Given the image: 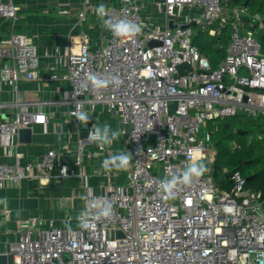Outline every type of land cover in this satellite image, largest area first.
Listing matches in <instances>:
<instances>
[{"label": "built area", "instance_id": "1", "mask_svg": "<svg viewBox=\"0 0 264 264\" xmlns=\"http://www.w3.org/2000/svg\"><path fill=\"white\" fill-rule=\"evenodd\" d=\"M231 1L155 0L161 24L143 16V0H116L104 5L103 16L95 8L106 30L103 43L92 48L82 33L77 49L69 44L59 71L52 67L46 78L69 84L67 98L59 103L69 107L76 124L86 106H103L118 118L127 139L123 152L131 159L112 178L124 173L123 183H106L96 194L88 190L83 156L101 154L103 162L111 152L89 139L93 124L77 139L72 164L63 163L56 149L32 162H21L18 153L0 162V188L57 172L59 178H80L86 189L85 207L78 213H65L59 221L21 219L16 239L1 252L10 254L11 262L3 264H264V193L245 187L238 169L228 179L230 187L220 189L211 175V133L200 131L203 122L229 115L264 118V18L242 6L231 9ZM87 9L83 0L80 21ZM17 11L11 1L0 0V17L14 24ZM105 21L134 23L139 31L117 36ZM225 24L231 26L229 44L212 68L192 37L204 30L214 35ZM151 40L159 44L149 46ZM0 60L3 81L41 76L37 48L22 32L11 31L0 41ZM92 77L107 83L97 86ZM6 105L0 102V111ZM46 105L14 102V114L0 118V135L9 138L22 127L45 124ZM256 137L264 140V132ZM88 143L96 147L85 148ZM193 162L206 170L184 182ZM174 177L169 192L164 183Z\"/></svg>", "mask_w": 264, "mask_h": 264}, {"label": "crops", "instance_id": "2", "mask_svg": "<svg viewBox=\"0 0 264 264\" xmlns=\"http://www.w3.org/2000/svg\"><path fill=\"white\" fill-rule=\"evenodd\" d=\"M3 1H11L17 6L18 20L14 24L8 19L0 23V41L11 31L22 32L31 37L39 54L41 76L36 80L22 79L16 84L0 78V102L7 104L0 111V118H9L14 114L17 108L13 106L14 102L43 100L47 102L45 108L47 121L45 124L28 126L31 128L29 141L19 140L18 133L9 138L0 135V162L12 161L14 153L20 154L21 162H32L47 150L56 149L63 163L72 164L76 158V141L78 138H83L82 133L85 132L86 125L93 124L102 128L107 124L110 126L109 135H111L112 131L121 130V123L103 106L94 105L85 107V114L89 119L76 124L68 114L69 107L59 103V100L67 98L69 84L65 81L49 80L46 75L52 67L55 71H59V63H62L69 44L73 50H76L82 33L88 35L92 48L99 47L103 43L106 30L95 8L100 4L108 5L116 0H87L88 14L83 21L78 18L83 0ZM154 1L143 0L141 11L150 22L161 24L162 13L156 8ZM228 5L236 10L241 7L231 2ZM244 6L245 2L242 4V7ZM245 11L247 12L246 8ZM260 14L264 18V9ZM246 28V26L241 27L242 30ZM1 67L0 60V69ZM76 127L80 129L79 135L76 134ZM126 143V136L121 133L118 139L105 145L111 151L107 157L123 152ZM91 147L95 148L96 143H88L85 148ZM83 163L84 171L89 176L86 179L88 190L94 194L99 192L102 185L115 181L112 174L116 168L105 169L102 166L101 154L91 158L84 155ZM94 169H97V173L92 174ZM56 174L57 172H54L49 176L27 178L17 184H7L0 188V253L16 239V228L21 219L34 215L59 221L65 213L74 214L84 209L85 182L78 177L59 178ZM28 197L37 199L35 209L23 207L22 200ZM4 210H8L7 215Z\"/></svg>", "mask_w": 264, "mask_h": 264}, {"label": "rangeland", "instance_id": "3", "mask_svg": "<svg viewBox=\"0 0 264 264\" xmlns=\"http://www.w3.org/2000/svg\"><path fill=\"white\" fill-rule=\"evenodd\" d=\"M220 32L221 41L218 43L216 39L206 36L208 34L207 31H202V33L205 34V37H203V41L206 43L205 55L212 61V65H217L226 51L229 44L231 26L227 25L224 29H220ZM219 47H221V49H219ZM263 125L264 118L262 116H259V118H250L246 116L229 115L203 122L200 125V131H209L212 133V151H215L214 145L218 141H221L226 146L242 144L245 148L250 150L251 158L258 160L255 165L246 167V174L250 176V174H255L261 169H264V140H258L256 137V133L259 131L260 127L261 131L264 132V128H262ZM224 126L227 127V131L225 132ZM239 128L246 131V133L237 135L235 130ZM225 134H228V136H225Z\"/></svg>", "mask_w": 264, "mask_h": 264}, {"label": "trees", "instance_id": "4", "mask_svg": "<svg viewBox=\"0 0 264 264\" xmlns=\"http://www.w3.org/2000/svg\"><path fill=\"white\" fill-rule=\"evenodd\" d=\"M243 2H245L244 8L247 9V13L249 15L250 14L261 15L260 13L264 9V0H244V1L232 0L231 4L235 6H242ZM227 25L230 24L223 25L221 29H224ZM220 33L221 32L219 31V33H215L214 35L207 34L206 36L211 37L212 39H216V42L219 43L221 41ZM204 35L205 34H203L202 31L196 32L192 37V43L198 48L199 52L207 58V56L205 55L206 43L203 41L204 40L203 37H205ZM260 37L263 39V35L260 34ZM219 49H221V47H219ZM224 54L220 59L224 57ZM208 60L210 61L212 68H215L220 62L218 61L217 65H212V61L210 59ZM260 128L259 131L256 133V135L262 132ZM225 131H227L226 126H224V132ZM240 132L243 133L240 134ZM235 133L237 135H243L246 133V131L239 128L235 130ZM225 136H228V134H225ZM211 138H212V133H211ZM258 140H262V139H258ZM234 145L235 146H226L221 141L215 143L214 145L215 154L211 168V175L214 178V180L221 177L222 173L226 171V169L227 170L238 169L242 173V175L246 178L249 176L246 174V167L250 165H255L257 163L258 161L257 159L251 158L250 150L245 148L242 144H234ZM250 176H252V178L246 181L245 187L251 190H260L264 193V169H261L255 174H250ZM218 187L220 189H227L228 187H230L229 180L223 181Z\"/></svg>", "mask_w": 264, "mask_h": 264}, {"label": "clouds", "instance_id": "5", "mask_svg": "<svg viewBox=\"0 0 264 264\" xmlns=\"http://www.w3.org/2000/svg\"><path fill=\"white\" fill-rule=\"evenodd\" d=\"M97 12L99 15L103 16L105 12V6L104 4H100L97 8ZM106 25H108L117 36H132L135 33L139 31V26L134 23L129 22H118L116 24H110L108 21L104 22ZM94 83L99 86L101 84H106L107 81H101L97 80L95 77H92ZM78 117L81 121L86 122L89 117L84 112H79ZM110 126L105 124L102 128L99 126H94V130L89 132V139L96 141L99 143V146L101 148L104 147L106 144H111L113 140L118 139V137L121 134L120 130H115L111 132V135H109ZM131 159L130 155L124 152H121L120 154H114L110 157L105 158V160L102 162V166L105 169H109L111 167H115L117 169L120 168H126L128 165L129 160ZM206 170L205 166L203 164H197L193 162L185 171L183 175V181L189 182L191 177L193 175L199 176ZM175 183V177L168 181L167 183H164V187L169 192L171 191L173 185ZM111 208V205H107L104 208V214L107 215L109 213V210Z\"/></svg>", "mask_w": 264, "mask_h": 264}, {"label": "water", "instance_id": "6", "mask_svg": "<svg viewBox=\"0 0 264 264\" xmlns=\"http://www.w3.org/2000/svg\"><path fill=\"white\" fill-rule=\"evenodd\" d=\"M4 20L3 17H0V23ZM194 25V23H192ZM175 26L173 21H169L168 22V27L169 28H173ZM159 44L157 41L155 40H151L148 42L149 46L152 45H156ZM174 102L170 101L168 102V108H169V113H172L173 109H174ZM243 132H240V134H242ZM86 135V132L82 133V137L84 138ZM18 137L19 140L21 141H29L30 137H31V128L30 127H22L18 130ZM235 169H230V170H226L222 173L221 177L215 179V183L217 185H220L223 181L228 180L230 178V176L232 175L233 171ZM125 174L121 173L118 176H116L115 178V184L117 185H121L123 183ZM252 178V176H248L246 177V181L250 180ZM22 205L25 209H35L37 207V199L36 198H24L22 200ZM6 262H11V255H5V254H1L0 253V264L6 263Z\"/></svg>", "mask_w": 264, "mask_h": 264}]
</instances>
